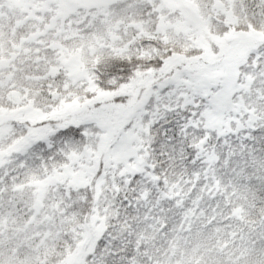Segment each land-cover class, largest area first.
Listing matches in <instances>:
<instances>
[{
    "label": "trees",
    "instance_id": "obj_1",
    "mask_svg": "<svg viewBox=\"0 0 264 264\" xmlns=\"http://www.w3.org/2000/svg\"><path fill=\"white\" fill-rule=\"evenodd\" d=\"M119 1L122 0H116L101 10L108 12L111 7L115 10L120 7L117 4ZM139 1L142 9L135 20L127 17V21L123 23L119 19L116 22L118 26L113 24L118 32L114 34V47H107V51L103 53L105 57L115 56L123 60L136 57L140 61L127 83L119 84L115 88H100L96 85L94 81L97 77L92 69L96 67L101 53L97 54L93 50L90 52L92 62L85 67L76 68V71H86V80L74 83L76 88L66 93L73 96V103L54 108L52 113H45L41 108L50 106L48 98L40 94L41 81L45 76H53L57 70L48 74L38 73L30 78L24 73L23 80L31 79L38 94L35 102L25 96L26 102L20 113L22 118L32 121L44 119L47 115L62 116L67 112L78 113L79 119L94 120L107 132L105 137L100 136L95 168L103 160L106 168L109 165L113 169L117 165H123L116 173L117 176L124 172L144 173L140 177H130V183L127 180L123 182L126 185L123 194L127 195L128 200L117 198L119 207L111 212V226L104 224L103 217L100 224L89 223L88 229L84 231L83 241L75 253L83 249L89 240L95 244V237L107 227L106 239L111 241V247L117 249V256L130 257L128 264H152L156 256L155 247H148L153 246L152 242L157 239L162 247L158 263L163 264L165 257L173 256L174 250L176 251L175 237L186 236L190 232L187 231L188 226L184 227V222L189 220L194 223L192 231H196L197 227H200L201 232L204 231L207 223L219 224L224 235L233 244L239 242L248 229L257 231L256 228L264 224V122L260 121V117L264 116V105L257 103L258 99L264 98V91L257 92L247 73L252 65H245L241 70L236 68L237 63L244 65L243 57L264 40V14L257 13L255 24L258 26H254L251 6L256 0H206L207 16L211 20L212 28L207 29L204 25L190 28V22L180 17L176 3L197 13L195 0H177L175 4L161 2L156 5L157 9H166V12L174 15L175 20L168 22L162 14L163 11H158L155 19L150 15L144 16L143 4L151 1ZM136 3L139 4L137 1ZM33 8L35 7L32 6L31 9ZM68 22L71 27L66 24L69 28L66 31L76 35V24L73 20ZM225 25L227 31L224 30ZM51 27L54 36L59 34V29L54 24ZM172 29L174 34L168 32ZM31 36L29 34V38ZM36 37L37 35L34 36L35 42L39 41ZM51 42L52 40L39 41L38 46H43L46 51L58 56V46ZM169 50L172 54L164 56ZM37 55V64L43 63L44 66L47 60L42 55ZM157 57L165 59L162 68L156 69L151 65L145 67L149 60ZM181 70L192 72L198 79L213 83L220 81L223 84V92L213 95L217 97L219 104L229 110L233 128L238 127L239 130L230 131L226 137L220 138L216 132H212L209 137L199 129H192L187 134L181 131L178 134L176 128L180 117L171 112L166 120H161L153 128L151 135L140 136L136 140L135 134L129 133V141L133 140L137 146H123L126 143L123 134L120 135L125 125L122 123L125 119L123 114L128 111L129 118L134 112L141 111L144 103L150 97L156 96L157 87L160 92H167L168 89L163 85L179 75ZM109 71L116 73L117 69L113 67ZM84 83L87 84L84 90L94 92L87 103L90 105L99 102V108L93 111H86L87 105L77 102V97H82L84 90L77 92L76 89ZM109 83L114 84L116 81L113 79ZM69 84L71 83L64 81L61 88H68ZM23 89L25 91V87ZM51 92L53 99L62 95L56 87H52ZM115 96H126L127 99L113 102ZM20 104L19 100L16 109ZM12 105L14 106L13 102ZM1 111L3 114L12 113L15 108L4 107ZM241 114L257 123L251 126L242 125ZM119 117L123 120L121 123L118 121ZM207 120L208 127L217 123V117L212 112H209ZM147 127L148 125L144 128V133H147ZM117 136L119 139L122 137V141L117 143L116 151L119 162L112 164L106 152L108 146L117 140ZM90 156H84L83 165L90 161ZM109 178L111 179L110 172ZM50 179L54 187L63 183L59 176ZM89 179L90 176L85 174L82 183L76 182V178L69 183L83 189ZM0 182L3 183L4 179H0ZM58 190L59 196L56 199H64L69 195L67 187ZM84 200L83 191L73 193L71 200H65L80 205L72 215L81 226L84 216L88 215L86 206L82 204ZM82 208L85 209L83 212ZM54 209L56 206L52 205V210ZM153 228L157 233L151 231ZM263 236L264 233L259 236L261 240ZM76 264H82V256ZM110 264H120V261L113 259Z\"/></svg>",
    "mask_w": 264,
    "mask_h": 264
},
{
    "label": "rangeland",
    "instance_id": "obj_2",
    "mask_svg": "<svg viewBox=\"0 0 264 264\" xmlns=\"http://www.w3.org/2000/svg\"><path fill=\"white\" fill-rule=\"evenodd\" d=\"M115 1L0 0V85H5L7 82L8 91L4 98L11 104L13 102L15 108L14 112L7 115L25 119L20 113L26 102L25 96L35 102L38 94L36 87L31 79L23 80L24 73L30 78L38 73L48 74L57 70L56 73L62 71L63 76L67 78L62 82L74 84L86 80V71H76V68L85 67L92 62L91 51L94 50L98 54L101 49L114 47V34L118 33L115 29L116 22L120 19L123 23L127 21V17L135 20L142 9L139 0L132 2L122 0L117 3L120 7L115 10L113 7L109 8L108 12L101 10ZM161 2L175 4L177 0H161ZM194 2L197 13L176 3L180 17L190 22V28L194 25H204L205 28L211 29V20L207 16L205 6L206 0ZM32 6L35 7L33 10ZM162 14L167 22L175 20L174 15L169 12L163 11ZM68 20H73L76 24L78 30L76 35L66 31L69 29L68 26L71 27ZM52 24L57 30L59 29V34L55 36ZM168 32L175 33L173 29ZM29 34H32L31 38ZM36 35V39L40 42L52 40L51 43L58 46L56 49L60 54L56 56L46 51L43 46L40 48L39 41H34ZM190 44L193 42L190 41ZM37 54L47 60L44 66L43 63L37 64L39 58ZM250 77L253 80L252 76ZM49 83L51 84L52 81ZM58 86L61 87V83ZM254 86L258 93L263 92L264 79L258 80ZM24 87L25 91H23ZM19 100L21 104L16 109ZM144 105L141 111H146ZM41 108L44 109V106ZM1 109L0 113H2ZM139 112H134L128 118L130 113L126 111L123 114L124 121L121 117L118 121L126 124L134 116L138 117ZM146 125L147 123L142 124L139 118L135 119L131 127L123 132L126 140L123 146H137L133 140L129 141L131 138L129 133H134V138L139 140L140 136H144L141 132L144 133ZM102 135L105 137L107 132L100 134ZM118 141H122V137ZM98 146L99 141L95 149H88L87 155H91L89 157L91 163H88V160L85 165L82 164L81 170L72 173L69 181L76 178V182L82 183L85 174L89 176L93 174ZM116 151L117 143L108 146L106 155L112 164L119 162ZM21 174L22 170H18L15 177L9 174L3 177V183L0 182V257L6 253L11 254L14 257V264H36L37 261L39 264H76L81 257L82 249L77 253L75 250L82 243L85 232L79 230L82 226L77 223L72 212L64 216L62 215L64 208L60 207L61 204L66 208L71 207L73 203L63 198L56 199L59 190L52 185L51 177L46 180L33 179L31 182L22 181L21 184H15L14 180H19ZM97 191H99L98 186ZM52 205H55L56 209L52 210ZM193 225V221L184 222V227L188 226L187 231L190 232L186 236L175 237L176 251L174 250L173 256L167 255L163 264H256L252 259L253 255L256 253L264 255V236L263 240L259 237L264 233V224L256 228L257 231L248 229L242 239L235 244L227 239L219 224L207 223L202 232L200 227L192 231ZM151 231L157 233L155 228ZM152 244L153 246L148 247L150 249L155 247L156 256L152 264H159L160 249H162L159 239L154 240Z\"/></svg>",
    "mask_w": 264,
    "mask_h": 264
},
{
    "label": "snow or ice",
    "instance_id": "obj_3",
    "mask_svg": "<svg viewBox=\"0 0 264 264\" xmlns=\"http://www.w3.org/2000/svg\"><path fill=\"white\" fill-rule=\"evenodd\" d=\"M159 4H161V0H151L150 3L145 2L143 4L145 9L143 15H150L155 19L158 11H166L163 8L157 9L156 5ZM251 7L253 10L251 19L254 26H258L255 24V20L257 19V13L264 14V0H256ZM153 27H155L154 24ZM224 30L227 31V25L224 26ZM105 51L107 50H100V59L97 60L96 67L92 69L97 77L94 83L100 88H115L119 84L127 83L128 78L134 74L136 65L140 61L136 57H131L129 60H123L115 56L105 57L103 55ZM93 54L95 55V53ZM171 54V50H169L164 53V56H170ZM243 60L244 65L237 63L236 68L241 70L245 65H252L248 75L252 76L253 85L258 80L264 79V40L257 43L254 49L249 50ZM164 63V57H157L149 60L145 67L151 65L153 68L160 69L164 66ZM113 67L117 69L116 73L109 71ZM63 79L67 78L60 71L55 76H45L41 81L40 94L46 96L50 101V106L43 109L45 113H52L54 108L73 103V96L66 93L70 89L76 88V85L69 84L68 88H61L58 85L62 83ZM113 79L116 83H109ZM237 80H240L239 75ZM49 81H52V83L50 84ZM163 86L168 91L160 92L159 87H157L156 96L150 97L145 104L146 111H140L138 117L134 116L128 123L123 125L120 135L131 127L133 121L137 118L142 124L147 123L148 125L147 133L141 132V135H151L153 128L161 120H166L171 112H175L180 117L176 128L178 134L181 131L187 134L192 129H199L202 133L206 132L209 137L212 132H216L217 137L220 138L226 137L230 131L239 130L238 127L233 128V120L228 115L229 110L219 104L217 97L213 95V93L223 92V84L220 81L213 83L198 79L192 72L181 70L179 75L173 77ZM52 87H56V90L61 92L62 95L53 99ZM86 87V83L80 84L76 91L79 92L86 89ZM7 91V85H0V108L14 107L10 101L4 98ZM262 91H264V88H262ZM93 95L94 92L84 90L83 96L77 97V102L87 105L86 111H93L99 108L98 101L90 105L87 103L88 98ZM235 95L234 93L233 98H235ZM38 99L39 97H37ZM126 99V96H115L113 102ZM257 103L264 105V98L258 99ZM39 106L37 104V107ZM209 112L214 113L217 117V123L213 127H208L207 117ZM241 115L243 116L242 119L237 118L240 119L242 125L251 126L257 123L256 120ZM78 117V113L67 112L62 116L47 115L44 119L32 121L26 118L19 119L15 115L0 113V179L9 176V174H11V177H15L18 170H22L19 180H14L15 184H21L22 181L46 180L49 177L59 176L62 178L63 183L58 184L57 188L67 187L68 189L69 195L64 197L65 200H71L73 193L83 191L85 200L82 204L86 206L88 212V215L84 216L83 226L79 229L83 232L88 229L89 223L100 224L102 217L104 224L111 226L110 221L113 218L111 212L114 208L119 207L117 198L128 200L127 195L123 194L126 188L123 182L127 180L130 183V177H140L144 173L124 172L117 176L116 173L123 165H117L114 169L109 165L106 168L103 160H101L96 165L95 173L90 176L89 182L83 186V189L73 187L69 183L71 174L81 170L88 149H95L97 142L100 141V134L106 131L96 121L79 119ZM226 117L228 118L226 119ZM260 121L264 122V116L260 117ZM118 140L119 136L113 143H118ZM88 163H91V161H88ZM109 172L111 173V179L109 178ZM97 186H99V191H97ZM60 207L64 208L62 215L67 216L70 212H75L80 205L73 204L71 207L66 208L64 204H61ZM84 210L82 208L81 212ZM107 235L108 228L104 227L103 231H100L99 235L95 237V244H92L89 240L80 253L82 264H110L113 259L119 260L120 264H128L130 257L127 255L117 256V249L110 246L111 241L106 239ZM252 259L256 264H264V255L262 254L256 253ZM0 264H14V257L6 253L0 257ZM36 264H39V261Z\"/></svg>",
    "mask_w": 264,
    "mask_h": 264
}]
</instances>
